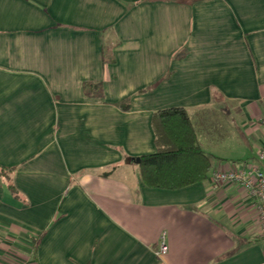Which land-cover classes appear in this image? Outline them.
<instances>
[{
  "label": "crops",
  "instance_id": "1",
  "mask_svg": "<svg viewBox=\"0 0 264 264\" xmlns=\"http://www.w3.org/2000/svg\"><path fill=\"white\" fill-rule=\"evenodd\" d=\"M170 107L264 169V0H0V264H264L243 187L142 182Z\"/></svg>",
  "mask_w": 264,
  "mask_h": 264
},
{
  "label": "trees",
  "instance_id": "2",
  "mask_svg": "<svg viewBox=\"0 0 264 264\" xmlns=\"http://www.w3.org/2000/svg\"><path fill=\"white\" fill-rule=\"evenodd\" d=\"M126 104L121 103V108ZM150 119L156 150L140 156L142 182L150 188L174 190L206 181L214 158L202 150L185 108L160 109ZM12 172V167L0 166V177L6 180L11 194L18 197L11 185Z\"/></svg>",
  "mask_w": 264,
  "mask_h": 264
},
{
  "label": "built area",
  "instance_id": "3",
  "mask_svg": "<svg viewBox=\"0 0 264 264\" xmlns=\"http://www.w3.org/2000/svg\"><path fill=\"white\" fill-rule=\"evenodd\" d=\"M257 159L264 161V144L257 151ZM213 184H236L248 192L256 209L259 235L264 239V169L249 162H242L228 170L213 169L209 179ZM159 255L167 252L168 247L164 242L159 243Z\"/></svg>",
  "mask_w": 264,
  "mask_h": 264
},
{
  "label": "water",
  "instance_id": "4",
  "mask_svg": "<svg viewBox=\"0 0 264 264\" xmlns=\"http://www.w3.org/2000/svg\"><path fill=\"white\" fill-rule=\"evenodd\" d=\"M136 161L139 162L140 161V158L139 157H136Z\"/></svg>",
  "mask_w": 264,
  "mask_h": 264
}]
</instances>
